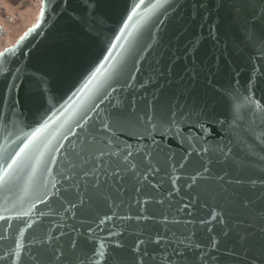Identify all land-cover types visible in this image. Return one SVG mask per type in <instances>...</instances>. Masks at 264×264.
Here are the masks:
<instances>
[{"label":"water","instance_id":"water-1","mask_svg":"<svg viewBox=\"0 0 264 264\" xmlns=\"http://www.w3.org/2000/svg\"><path fill=\"white\" fill-rule=\"evenodd\" d=\"M0 264H264V0H42L0 52Z\"/></svg>","mask_w":264,"mask_h":264},{"label":"flooded vegetation","instance_id":"flooded-vegetation-1","mask_svg":"<svg viewBox=\"0 0 264 264\" xmlns=\"http://www.w3.org/2000/svg\"><path fill=\"white\" fill-rule=\"evenodd\" d=\"M41 6L42 0H0V18H25L28 14L27 9L32 8L30 11L35 14V18H37L38 21L39 15L41 13ZM3 27V24H0V37L8 34V31L13 33L15 32L16 34L15 27H13L12 24L8 26V29H4ZM21 35H17V39ZM15 41L7 45H3L0 48V51L3 50L6 46L13 44Z\"/></svg>","mask_w":264,"mask_h":264},{"label":"rangeland","instance_id":"rangeland-1","mask_svg":"<svg viewBox=\"0 0 264 264\" xmlns=\"http://www.w3.org/2000/svg\"><path fill=\"white\" fill-rule=\"evenodd\" d=\"M31 9H27L28 14L25 18H0V24H3L4 29H8V26L12 24L16 30V34L15 32L13 33L8 31V34L0 37V48L3 45H7L15 41L17 39V35H21L22 32L27 29V27L35 24L37 18H35V14L30 11Z\"/></svg>","mask_w":264,"mask_h":264},{"label":"bare ground","instance_id":"bare-ground-1","mask_svg":"<svg viewBox=\"0 0 264 264\" xmlns=\"http://www.w3.org/2000/svg\"><path fill=\"white\" fill-rule=\"evenodd\" d=\"M11 45H12V44H11ZM11 45L6 46L5 48H7V47H9V46H11ZM5 48H4V49H5ZM4 49H3V50H4ZM3 50H1V51H3ZM1 51H0V52H1Z\"/></svg>","mask_w":264,"mask_h":264}]
</instances>
